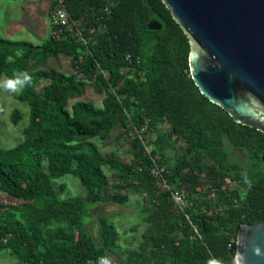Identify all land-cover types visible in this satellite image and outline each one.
Returning a JSON list of instances; mask_svg holds the SVG:
<instances>
[{
  "label": "trees",
  "instance_id": "1",
  "mask_svg": "<svg viewBox=\"0 0 264 264\" xmlns=\"http://www.w3.org/2000/svg\"><path fill=\"white\" fill-rule=\"evenodd\" d=\"M48 1L50 19L60 3ZM61 1L80 20L83 40L75 31L58 35L51 22L40 45L0 38V77H33L17 94L28 107L23 140L0 148V192L18 202L0 200V250L19 264H95L105 254L114 264H206L210 257L232 264L240 225L264 221V131L236 123L199 92L188 39L162 0ZM152 20L160 30L147 28ZM59 55L73 72L40 69ZM89 86L101 106L79 99ZM10 119L19 122L20 111ZM115 127L118 139L129 138V160L94 143L106 144ZM154 166L185 194L182 209L159 188ZM65 175L79 180L84 197L61 198L55 180ZM129 192L144 201L136 245L123 248L101 214L93 236L89 210L124 204Z\"/></svg>",
  "mask_w": 264,
  "mask_h": 264
},
{
  "label": "water",
  "instance_id": "2",
  "mask_svg": "<svg viewBox=\"0 0 264 264\" xmlns=\"http://www.w3.org/2000/svg\"><path fill=\"white\" fill-rule=\"evenodd\" d=\"M162 2L188 39L199 92L236 123L264 131V0ZM232 264H264V221L240 225Z\"/></svg>",
  "mask_w": 264,
  "mask_h": 264
},
{
  "label": "rangeland",
  "instance_id": "3",
  "mask_svg": "<svg viewBox=\"0 0 264 264\" xmlns=\"http://www.w3.org/2000/svg\"><path fill=\"white\" fill-rule=\"evenodd\" d=\"M49 1L48 0H0V38L10 39L12 41H24L33 45H40L50 34L49 19ZM54 68L62 73L73 72L70 60L62 55L48 57L40 69L46 70ZM4 77V76H2ZM18 93H10L0 90V148L10 149L23 140V130L28 122V107L25 103L17 100ZM80 100L91 101L96 106H101L102 97L93 92L89 86L84 96ZM74 100L69 101V106ZM17 109L20 111L21 119L17 123H12L10 119L11 112ZM122 129L115 127L111 132L108 142L102 144L94 141L102 153L114 154L125 160L131 158L129 152V138H117ZM105 173L112 176L115 171L111 168H105ZM56 190L59 191L61 198L84 197L85 190L79 180L71 175H65L55 180ZM234 184L230 182L232 187ZM63 186L62 188H60ZM128 199L124 204L105 203L91 208L86 218V227L96 236V217L104 215L115 225L120 232V244L123 248L135 246L137 239L140 238L145 224L140 216V210L143 207V198L134 192L127 194ZM0 200L7 205H15L18 202L0 192ZM134 238V244L129 245L126 241ZM0 264H19L7 250H0Z\"/></svg>",
  "mask_w": 264,
  "mask_h": 264
},
{
  "label": "built area",
  "instance_id": "4",
  "mask_svg": "<svg viewBox=\"0 0 264 264\" xmlns=\"http://www.w3.org/2000/svg\"><path fill=\"white\" fill-rule=\"evenodd\" d=\"M61 2L62 1L59 0L60 7L55 9L50 16L51 24H53L58 28V35L61 34L64 30L68 32L75 31L76 33L75 35H79L80 38L83 40V37L79 30L80 20H74L73 18H71V16L68 14L65 8H63ZM151 173L155 178L160 179V181L158 182L159 183L158 186L163 191L169 193V197L173 205L176 208L182 209L186 203L185 194L177 189L172 188L169 184H167V182H165V180L161 177V172L157 166L153 167ZM229 248L232 249V246L229 245Z\"/></svg>",
  "mask_w": 264,
  "mask_h": 264
},
{
  "label": "clouds",
  "instance_id": "5",
  "mask_svg": "<svg viewBox=\"0 0 264 264\" xmlns=\"http://www.w3.org/2000/svg\"><path fill=\"white\" fill-rule=\"evenodd\" d=\"M33 83L32 75L27 71H14L11 77H0V90L10 93H20L22 90ZM244 184L249 188L252 186V182L249 179L247 173L243 176ZM87 264H93V261H87ZM95 264H114L113 258L105 254L99 257ZM206 264H229L223 257H210Z\"/></svg>",
  "mask_w": 264,
  "mask_h": 264
}]
</instances>
